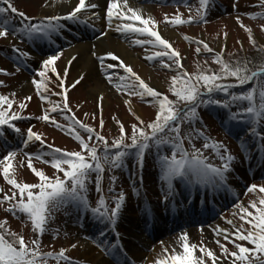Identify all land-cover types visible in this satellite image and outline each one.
I'll return each mask as SVG.
<instances>
[{"label": "snow or ice", "instance_id": "6c2138e0", "mask_svg": "<svg viewBox=\"0 0 264 264\" xmlns=\"http://www.w3.org/2000/svg\"><path fill=\"white\" fill-rule=\"evenodd\" d=\"M155 2L167 4L169 0H155ZM197 2L195 14L185 18L178 10L179 7L184 6L191 13L193 5L189 0H171L177 11L171 16L165 14L162 23L166 27L206 23L210 0H197ZM0 5H2L0 6V38H8L11 34L14 38L30 44L47 42L51 45L54 43V37L62 35L68 27L64 23L66 21L91 27L95 21L102 20L106 28L100 32L98 39L106 37L109 31H115L125 39L137 37L132 40L134 45L141 47L150 45L159 49L152 55H147L146 60L159 59L162 68L176 72L171 77L168 87V91L175 99H169L167 95L145 83L133 68L115 53L97 55L96 51L92 52V56L96 58L101 71L104 72L105 79L118 92L124 91L129 97L139 96L141 100L150 97V103L156 107L154 119L146 123L132 110V100L125 99L123 103L127 106L128 112L135 116L136 122L126 128L123 122L113 117L118 134L111 142L102 134L103 96L99 97L101 102L99 131L83 124L74 114L66 115L71 112L68 92L80 85L86 77L81 74L70 87L66 85L69 69L78 57L72 56L61 74L57 62L63 56V50L54 51L53 54L42 59L39 69L31 80L35 96L43 104L49 105L42 109V114L35 117L24 115L28 102L33 98L31 95L25 96L23 101H17L15 92L10 95H0V140L5 137L8 130L20 139V144L15 149L6 150V154L0 155V176L10 186L11 193L6 192L0 197V209L15 218L26 219L30 222L31 231L34 233V238L26 240L23 235L10 230L7 219L0 220V264H51V262L80 264L78 258H70L65 247H61L59 251H42L41 237L49 230V224L55 220L56 213L72 205L82 213H91L94 226H102L98 233L100 237L105 236L104 227L110 225L115 229L126 196L123 191L115 192L117 177L111 175L112 186L109 187L108 192L113 194L111 199L114 206L109 207L101 187L103 174L106 170L112 173L116 169L123 168L128 158H133L142 168L146 152L152 148L157 150L156 164L159 167L161 191L165 194L166 203L170 200L174 201V181H181L189 188L198 187L204 190L205 195L218 193L221 189L229 190L227 174L232 170L231 165L235 157L228 154V149L223 143L212 140L204 131L195 127L199 119L198 109L201 107L217 106L229 110L228 120L248 125V135L264 147V134L259 131L260 127L264 126V55H261L258 63H253L247 58L231 59L237 55L236 53H228L229 58L225 59L226 45L216 50L203 40H197L196 54L201 52L211 54L212 62L218 65L219 69L210 71L197 65L196 72L188 73L184 70L181 53L162 36L158 22L151 16H146L142 8L133 7L130 0H105L103 8L92 0H78L66 15H46L40 18L27 16L23 11H19L11 0H0ZM259 6L264 9V0H260ZM236 7L237 5L233 4V8ZM9 14L20 18V26L13 24L8 18ZM250 18L264 19V11ZM236 23L247 34L248 41L255 48L257 37L254 36L253 29L246 26L240 16L236 17ZM260 32L264 37V24L260 25ZM224 37L227 38L226 32ZM184 39L192 42L187 36ZM259 51L264 54V46H261ZM12 53L18 72L31 55L15 46L12 48ZM165 58L168 62H164ZM116 68L122 69L124 75L109 71ZM0 74L8 76L12 73L0 69ZM114 77L116 83H113ZM229 79L234 80L235 83H226L225 81ZM250 83L252 87L245 91L240 93L232 91ZM50 84H54L60 91L53 92L49 87ZM4 86V81L0 80V87ZM49 93L51 96L61 97V100L53 101ZM217 93L223 94L224 99L216 98ZM245 102L246 107L243 106ZM233 106L237 107L238 111L232 112ZM52 113L65 114L63 118L68 124L65 126L58 123ZM31 119L52 124L65 131L78 142L79 150L65 151L46 144L42 134L34 131V125L27 127L26 130L18 126V122ZM185 124L189 126V130L182 134V125ZM79 129L87 133V140L81 136ZM196 140L203 141L202 148L195 146ZM186 141L190 147H185ZM37 142L40 146L37 151H24ZM245 143L242 139V149L251 150L245 148ZM165 146L170 147V155L163 154ZM208 149L220 161L219 165L212 163L210 157L205 155L204 150ZM20 153L26 157L27 168L34 177L38 178L37 182L18 180L17 157ZM34 160L50 165L55 170L54 175L50 177L42 169L35 167ZM19 163L23 165L24 160L21 159ZM93 173L96 177L95 191L99 194L96 207H90L87 198L88 182ZM133 194L139 195L135 185H133ZM247 194H252L254 198L247 206L240 202L234 203L235 210L232 212V216H238L242 223L236 225L234 220H226L231 230L219 226L212 229L217 237L215 244L220 249L219 255L204 244L198 246L191 243L188 233L183 232L179 235L173 251L169 253L166 248L163 249L154 264H264V183L248 185L245 189V195ZM55 231L58 234L59 230ZM55 238L54 235L53 239ZM220 238L224 242H221ZM95 243L106 255L117 256L120 245L106 240H98ZM226 244L231 245L232 249ZM177 247L179 251L176 250ZM71 249H78V245L72 243ZM117 264L122 262L117 260Z\"/></svg>", "mask_w": 264, "mask_h": 264}, {"label": "rangeland", "instance_id": "374dc122", "mask_svg": "<svg viewBox=\"0 0 264 264\" xmlns=\"http://www.w3.org/2000/svg\"><path fill=\"white\" fill-rule=\"evenodd\" d=\"M221 1L222 3L210 0L207 10L206 23H193L191 25L176 27H166L162 23L165 14L171 16L177 11V7L171 3V0H169L167 4L156 3L155 0H142L139 4L144 10H149L148 16H151L158 22L159 29L167 28L174 32V37L168 40L172 43L174 49L181 53L184 70L188 73H193L198 70L197 65H199L202 69H208L210 71H218L219 69V66L212 62L211 54L203 52H201V54H196L195 48L197 45L195 41L197 40H203L208 43L210 47L216 50H219L226 45L225 59L229 58L228 53H236L237 55L231 58L233 60H243L244 58H247V56L251 55L253 49H259L261 46H264V37H262L260 32V25L264 24V19L250 18V16L264 11V9L259 6L260 0ZM11 2L19 11L25 12L29 15V17L32 16L37 18H40V12L45 4V0H11ZM189 3L193 5L191 13L189 12V9L184 6H180L178 9L181 13H183L185 18H187L190 14L194 15L195 8L198 7L197 0H189ZM233 4L237 5L235 9L233 8ZM237 16L242 18V22L246 26L253 29L254 36L257 37V46L255 48L248 41L247 34L236 23ZM8 18L12 20L15 26H20V18L18 16H14V18L9 16ZM225 32L227 33L226 39L224 37ZM63 34L65 33L63 32ZM185 36L189 37L192 42L185 40ZM90 38L93 39V37ZM139 38L144 39V37ZM238 41L243 44L242 50L241 43H238ZM37 43L41 45L40 48L45 49L39 51L36 48L38 51H35L30 48V43L27 41H22V43H20V40L14 38L11 34L8 38H0V69H4L12 73L8 76L0 74V80H3L5 84L4 87H0V95H10L15 92V98L17 101H23L25 96L31 95L33 98L28 102V107L24 111V115L32 117L42 114V109L49 107V105L43 104L39 98L35 96L34 88L31 84V80L34 78L35 72L39 69L40 61L46 58L47 55L53 54L54 51L63 50V56L57 62L58 70L61 74H63V69L68 66L65 62L64 52L69 49L71 44H55L52 45L53 47L49 46V48L47 42ZM37 43H34V45ZM13 46L21 49L22 51H26L31 55V58L21 66V69L18 72L16 71V64L13 62ZM126 48L130 50L129 54L132 57H137V60L132 63H128L125 60L124 62L130 65L150 87L161 92L163 95H167L169 99H175V97L168 91V87L171 82V77L175 75L176 72L174 70L162 68L159 59L154 61H148L145 59L147 55H152L159 49L153 48L150 45L141 47L134 45L133 43H130L129 47ZM145 48H147V51H145ZM260 54L264 55L262 53ZM260 57L261 56L258 57V60ZM205 61H207V63H205ZM164 62H168L166 58ZM109 71H114L118 75H124L123 70L119 68ZM96 73L97 79L101 80V78H105L104 72L101 71V69ZM79 75L81 74L79 73L78 68L70 67L69 75L66 79V85L70 87ZM82 75H85V80L82 81V83L75 89H70L68 92L69 107L71 108V112L66 113V115L71 116L74 114L75 117L83 124L93 127L99 131V120L101 118L99 108L101 102L99 97L103 96L102 117L104 120V128L102 134L106 136L109 142H111V140L118 134V128L113 120V117L123 122L126 128L136 122L135 116H132L128 112L127 106L123 103L125 99L130 98L132 100V110L146 123H150L152 119H154L156 107L150 103V97H145L143 100H141L139 96L129 97L124 91L118 92L112 84L104 85L105 82L103 81L101 85L104 90L100 91L99 88L101 86L98 84V80L95 79L96 77H94V75H86L84 73H82ZM116 82V78L114 77L113 83ZM49 87L53 92L60 91V89L54 84H50ZM249 88H251L250 85H245L242 88H235L233 91L240 93ZM49 95L53 101L61 100V97L59 96H51V93H49ZM216 98L223 100L224 96L223 94L217 93ZM245 105L246 102L243 106ZM216 107L217 106H207L199 108V119L197 120L195 127L200 125L201 127L206 126L207 132H205V135L209 136L212 140L218 143H223L228 149V154L235 157L234 162L231 165L232 170L227 174V184L229 190L221 189L218 193L205 195L204 190H201L198 187L189 188L181 181H174V201L170 200L166 203L165 194L161 191L162 183L159 180V167L156 164L157 150L152 148V154H149V159L142 168L139 167L133 158H128L123 168L116 169L112 173H109L108 171L104 172L101 187L103 194L107 198L109 207L114 206L111 199L113 194L108 192L109 187L112 186L110 181L111 175H115L117 177L115 192L119 193L120 191H123L126 196L125 203L120 211V215L115 226V229H118L120 233L118 234L110 225L108 227H104V232L111 231L112 233L114 232V236H121L125 239L127 238L125 233L127 232L126 227L128 226L126 225L125 227V222L120 219L126 216L125 207L130 204L132 214H134L133 220L137 222V226L134 228L133 233L138 236L142 235L143 240L146 242V247L143 246V243H138L137 247H135L137 250L152 252L157 259L165 248L169 253L172 252L173 248L177 245L179 235L183 232H187L191 243H195L198 246L204 244L205 246L213 249L219 255L220 249L215 244L217 237L214 235L212 229L219 226L221 228L231 230V226L226 223V220H234L236 225H240L242 223L238 216H232V212L235 210L234 203L240 202L247 206L248 202L254 197L252 194L245 195L246 187L253 183L257 185L264 183V149L260 146L259 141L254 140L248 141L246 142L247 144H245V148H254L253 150H243L241 147V141L239 140L241 139L240 134L244 132L239 133V131L242 130V127L240 129L239 123L235 121L233 122L235 132L233 134H229V136H231L227 138L222 131L225 130L226 127L225 124H223L226 123V116L223 113L219 114L217 118H214L213 111ZM217 108L220 109V107ZM51 115L55 117L57 122H64L68 124V121L63 118L65 114L52 113ZM202 121H205V124H201ZM18 125H21L20 128L22 130H26L27 127L34 125V131L42 134L45 141L53 147L60 149L64 148L65 151L79 150L78 142H76L70 135L66 134L65 131L56 128L52 124H46L43 121L31 119L18 122ZM188 130V125H182V134ZM79 131L81 136L87 140V133L84 132L83 129H79ZM249 138L253 140L252 137L249 136ZM7 139L11 144L15 143L17 146L20 144V139L15 134H13V136H7ZM185 144H187V141ZM194 144L197 148H202L203 141L196 140L194 141ZM186 146L190 147L188 144ZM15 148L16 147L14 146L4 148L0 152V155L6 154V150H13ZM34 149L35 145H30L24 150L27 152H35ZM204 151L205 155L210 157L212 163H216V165L220 164V161L213 156L210 149ZM163 154L170 155V147L165 146L163 148ZM21 159L24 160L23 165L19 163ZM33 164L38 169H42L50 177L55 173V170L52 169L50 165H46L35 160L33 161ZM17 178L20 182L29 183L37 182L38 179L34 177L31 171L27 168V159L26 157H23L22 153L18 154L17 157ZM95 178V174L93 173L88 182L89 192L87 194V198L89 200L90 207H96L99 198V194L95 191ZM133 185H135V188L139 192L138 196L133 194ZM9 189L10 186L7 185L6 182L3 181L2 176H0V190H2L0 191V197H2L6 192L11 194ZM192 201L194 202L192 203ZM211 204L219 206V209L203 224H200V222L196 220V217H199V214L195 211H189L190 213L186 215L183 213L192 206H194L195 209L202 208V212H205ZM168 208H170V212L178 213L179 219L182 222H185L188 219L192 220L194 218L197 221V224L195 223L196 227L181 231L170 230L173 221L171 220V223L165 224L166 221H164L163 218L166 213L165 210ZM85 215L89 218H85ZM144 215L148 216L153 221H159L161 226H158V223L154 224V226L152 225L154 230L161 231L163 230L164 225L168 227V230L165 233L163 232L161 235L148 238L145 231L140 229L139 225L141 222H144ZM91 218L92 216L90 212L82 213L72 205H69L65 209H61L58 213H56L55 220L49 224V230L41 237L42 251H59L61 247H65L68 249L67 254L71 259L78 258L80 264H95L88 263L80 257L79 247L76 250L71 249L72 243L85 241L90 244H94L99 255L106 258V254L99 247H97L95 241L106 240L110 243L114 237H100L97 234V238H93L90 241V239L86 236L87 232H89L88 230L90 229V226L86 225L85 222L89 221ZM3 219L8 220V227L11 231L23 235L26 240L34 238L30 222L26 221V219L15 218L10 214H5L2 209H0V220ZM162 219L164 223L161 222ZM55 230H59L58 234H56ZM78 232H80V234ZM65 233H67V235H65ZM54 235L56 236L55 239H53ZM220 239L221 242H224L222 238ZM226 246L232 249L231 245L226 244ZM127 261H129V259L126 256V262ZM51 264H54V262H51Z\"/></svg>", "mask_w": 264, "mask_h": 264}, {"label": "bare ground", "instance_id": "6f19581e", "mask_svg": "<svg viewBox=\"0 0 264 264\" xmlns=\"http://www.w3.org/2000/svg\"><path fill=\"white\" fill-rule=\"evenodd\" d=\"M140 1L142 0H130V3L133 7L142 8V6L139 4ZM92 2L99 3L102 8L105 4V0H92ZM76 3H78V0H45V4L39 16L66 15ZM143 11L145 15L148 16L149 10L147 11L143 9ZM89 23L91 24L92 22L90 21ZM85 26L86 25L79 23L69 22V27L76 33L69 32V34L64 36L63 40L64 43H71L69 49L64 52L65 62L67 63V61L72 56H77L78 59L73 62L71 67L78 68L80 74L84 73L86 75H94V77H96L95 79H97L96 72L100 70V65L96 58L92 56L93 51H96L97 55H104L105 53L113 52L128 63H132L137 60V57H132L129 54L130 50L126 48L129 47V44L132 43V40L136 39L137 37L125 39L115 31H109L106 37L98 39L97 37L100 35V32L106 28L104 21H95L91 30H86ZM160 31L164 38L172 39L174 37V32L170 29L160 28ZM91 35H95L96 37L93 39H86L87 36ZM97 80L98 84L101 86L99 88L100 91L104 90L101 85L102 81L105 82L104 85L110 84L105 78ZM130 206V204L126 205V216L120 219L121 221L125 222V227L126 225L128 226L126 227L127 232L125 233L127 238L125 239L122 237L120 240L121 242L125 243L127 255H129L131 258H134L138 264H154V261L156 260L154 253L137 250L135 248L137 247L138 243H143V246L146 247V242L143 240L142 235L138 236L133 233L134 228L137 226V222L133 220L134 214H132V208ZM91 222L92 223L87 224L91 227L90 231L91 229L94 230L98 228V225L94 226V221ZM78 233L80 234V232ZM76 244H78V247L80 248V257L88 263L117 264L107 262L105 257L100 256L98 251L95 249L94 244H90L85 241H79ZM117 250L119 253L122 252L120 248ZM176 250L179 251V248H176Z\"/></svg>", "mask_w": 264, "mask_h": 264}, {"label": "trees", "instance_id": "16d2710c", "mask_svg": "<svg viewBox=\"0 0 264 264\" xmlns=\"http://www.w3.org/2000/svg\"><path fill=\"white\" fill-rule=\"evenodd\" d=\"M260 53L261 52L259 51V49H253V52H251V55L250 56H247V58L250 59V60H252L253 63H258L259 62L258 57L261 56ZM225 82L226 83H235V81L232 80V79H229L228 81H225ZM249 85L252 87V84L251 83ZM244 86H242V87H244Z\"/></svg>", "mask_w": 264, "mask_h": 264}]
</instances>
